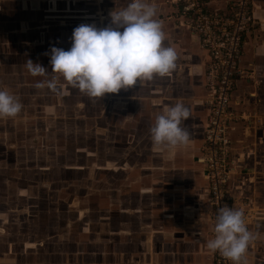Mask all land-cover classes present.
Masks as SVG:
<instances>
[{"label":"crops","instance_id":"1","mask_svg":"<svg viewBox=\"0 0 264 264\" xmlns=\"http://www.w3.org/2000/svg\"><path fill=\"white\" fill-rule=\"evenodd\" d=\"M57 1L65 2L61 12L67 17L63 18L78 23L95 20L98 27L101 19L110 20L113 10H122L131 2L104 0L102 10L97 9L98 0ZM231 1L207 3L225 10ZM146 2L156 7V18L165 33L164 46L176 50L177 67L165 77L105 95L104 124L111 140L105 141V155L100 160L103 165H92L88 172L90 178L91 171L95 176L105 172L104 181L98 179L104 183V194L95 204V213L101 217L94 222L101 223L99 230H90L87 239L75 238L76 252L70 264H213L212 252L207 248L211 239L207 182L203 169L195 162L209 114L203 104L208 56L197 38L174 19L167 0ZM68 3L71 10L66 8ZM77 4L81 9H73ZM253 13L258 24L246 38L241 57V67L248 73L237 81L235 97L243 98L238 111L255 113L263 123L252 132H245L241 124L234 127V175L229 191L235 201L245 199L255 215L248 228L254 238L245 264H264V0H253ZM178 102L189 109V117L181 127L189 132L190 142L175 149L157 148L150 129L158 115ZM85 229H81L80 237L85 236ZM102 232L104 236H100Z\"/></svg>","mask_w":264,"mask_h":264},{"label":"rangeland","instance_id":"2","mask_svg":"<svg viewBox=\"0 0 264 264\" xmlns=\"http://www.w3.org/2000/svg\"><path fill=\"white\" fill-rule=\"evenodd\" d=\"M64 8L57 0H0V89L22 104L16 117L0 118V264H70L75 238L87 239L100 227L95 204L104 194L105 172L91 171V178L88 172L103 163L105 141L111 140L105 96L90 98L63 78H57V92L36 87L56 76L50 48L69 49L73 29L82 24L63 18ZM98 8H105L104 0ZM109 23L101 19L99 25ZM29 59L47 75L31 76Z\"/></svg>","mask_w":264,"mask_h":264},{"label":"clouds","instance_id":"3","mask_svg":"<svg viewBox=\"0 0 264 264\" xmlns=\"http://www.w3.org/2000/svg\"><path fill=\"white\" fill-rule=\"evenodd\" d=\"M110 23L104 27L80 24L71 34V47H51L49 63L56 76L38 82L57 92V78L90 98L101 100L106 94H117L141 82L165 77L177 67V52L164 46L165 33L156 18V7L146 0H131L122 10L112 11ZM31 76H46L48 71L30 59L26 62ZM22 104L7 90L0 89V118H13ZM189 117L183 103L168 106L155 119L150 129L153 145L175 149L190 142L189 132L181 127ZM253 234L246 226L243 213L224 206L217 212L214 236L207 248L219 252L231 264H242Z\"/></svg>","mask_w":264,"mask_h":264},{"label":"built area","instance_id":"4","mask_svg":"<svg viewBox=\"0 0 264 264\" xmlns=\"http://www.w3.org/2000/svg\"><path fill=\"white\" fill-rule=\"evenodd\" d=\"M167 1L174 10V19L197 38L208 56L203 104L209 114L195 162L203 169L207 182V216L212 239L217 212L224 206L240 210L247 228L255 220L249 203L245 199L235 201L229 189L234 175L231 133L240 124L245 132H252L262 122V117L255 113L238 111L243 98L235 97L237 81L245 79L248 73L241 67L242 49L258 23L253 0H233L225 10L209 7L207 0ZM212 259L213 264H231L219 252H212ZM245 260L246 255L242 264Z\"/></svg>","mask_w":264,"mask_h":264}]
</instances>
